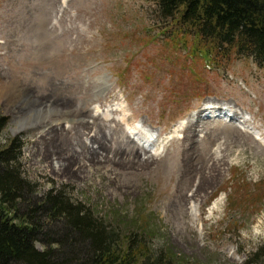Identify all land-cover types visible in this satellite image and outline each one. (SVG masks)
<instances>
[{
  "label": "rangeland",
  "instance_id": "1",
  "mask_svg": "<svg viewBox=\"0 0 264 264\" xmlns=\"http://www.w3.org/2000/svg\"><path fill=\"white\" fill-rule=\"evenodd\" d=\"M166 24L156 0H0V144L22 138L39 198L62 189L156 255L264 264V70ZM214 107L233 121L185 140Z\"/></svg>",
  "mask_w": 264,
  "mask_h": 264
},
{
  "label": "trees",
  "instance_id": "2",
  "mask_svg": "<svg viewBox=\"0 0 264 264\" xmlns=\"http://www.w3.org/2000/svg\"><path fill=\"white\" fill-rule=\"evenodd\" d=\"M156 4L167 27L207 46L201 51L206 58L235 55L264 70V0ZM7 124L1 116L0 134ZM23 149L20 136L0 144V264H178L170 250L156 255L147 248L144 229L123 233L62 189L39 198L36 184L22 171Z\"/></svg>",
  "mask_w": 264,
  "mask_h": 264
},
{
  "label": "bare ground",
  "instance_id": "3",
  "mask_svg": "<svg viewBox=\"0 0 264 264\" xmlns=\"http://www.w3.org/2000/svg\"><path fill=\"white\" fill-rule=\"evenodd\" d=\"M102 79V78H101ZM100 89L101 90H107L108 89V84H107V82L106 81H102L101 82V84H100ZM60 103H61V101H56V103H55V106H58L59 107V105H60ZM209 109H205V110H203L204 112L205 111H208ZM232 111V110H231ZM202 113V112H201ZM206 113V112H205ZM217 113H218V115H217ZM236 114V113H235ZM210 115L211 116H209V115H207L206 117H202V116H197L198 118L196 119V122L194 123V122H189L186 126H184L183 125V127L181 128L183 131H184V133H185V140H190V139H195V137L198 135L197 133L201 130H204V131H207L208 130V127H209V124H208V120L210 119V118H215V116H219V118L218 119H220L221 121H222V123L224 122L225 124H226V121L228 120V118H230V120H232V118H233V116L231 115V112H229V111H227V113H225V110H224V108L222 109V108H218V107H214L213 108V111L212 112H210ZM234 117H235V115H234ZM219 120V121H220ZM99 120H95L94 119V123H93V125H92V129H96V130H98V127L100 126L99 125V122H98ZM218 121V120H217ZM89 127V126H88ZM87 127V128H88ZM89 127V128H90ZM179 127V126H178ZM178 127H177V129H178ZM90 128V129H91ZM210 129V128H209ZM95 130V131H96ZM208 131H210V130H208ZM136 150V149H135ZM160 150V146H158L157 147V149H156V153L158 154V151ZM140 153V152H139ZM135 155H136V157L135 158H137V159H140V154H138V151H136L135 153H134ZM87 155H89V157L91 156V159L92 160H94V157H93V154L92 153H89V152H87ZM97 155V154H96ZM48 156V155H47ZM46 156V157H47ZM96 159V158H95ZM97 162V161H96ZM153 163L154 162V159H151V161H150V159H147L146 160V162H144V165H148V163ZM140 165H141V163H140ZM64 166H66V165H64ZM141 166H143V164L141 165ZM65 171V170H64ZM64 171L62 170V169H59L58 170V172H60V173H64ZM191 187V186H190ZM204 190H205V184L203 183V182H200V184H198L197 185V187L195 188V191L193 192V197H200V194H202L203 192H204Z\"/></svg>",
  "mask_w": 264,
  "mask_h": 264
}]
</instances>
